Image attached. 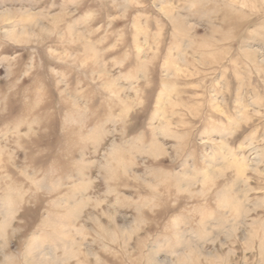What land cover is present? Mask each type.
<instances>
[{
    "label": "rangeland",
    "instance_id": "1",
    "mask_svg": "<svg viewBox=\"0 0 264 264\" xmlns=\"http://www.w3.org/2000/svg\"><path fill=\"white\" fill-rule=\"evenodd\" d=\"M0 264H264V0H0Z\"/></svg>",
    "mask_w": 264,
    "mask_h": 264
}]
</instances>
